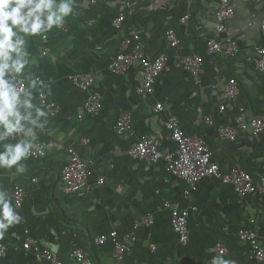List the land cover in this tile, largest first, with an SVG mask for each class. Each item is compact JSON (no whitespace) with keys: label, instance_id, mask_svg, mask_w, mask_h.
<instances>
[{"label":"crops","instance_id":"crops-1","mask_svg":"<svg viewBox=\"0 0 264 264\" xmlns=\"http://www.w3.org/2000/svg\"><path fill=\"white\" fill-rule=\"evenodd\" d=\"M128 1L132 8L126 6ZM231 2L235 15L226 21L225 31H218L215 0H75L74 13L65 20L67 31L54 27L46 39L39 35L27 38L33 61L29 71L43 82L33 90V102L42 107L38 93L44 91L60 106V113L48 114L45 128L36 130L37 140L49 144L45 157L29 156L22 161L26 165L23 173H17L15 166L0 169V185L22 216L0 239L8 246V255L0 257V264H45L24 251L23 241L29 236L65 261L70 260L74 246H81L90 252L93 264H118L110 239L100 245L94 242L97 235L112 230L120 236L135 234L122 264H212L219 241L228 249L224 259L264 264L250 257L248 244L237 235L253 218V228L264 241V193L240 197L233 185L203 178L193 200L198 209L189 216V240L182 243L165 202L181 200L186 181L171 174L163 160L146 164L129 153L144 134L159 136L165 149L175 151L177 143L166 126L167 119L175 115L186 130L196 129L206 136L213 160L223 171L242 168L255 183L264 181V130L256 135L241 130L233 142L222 140L218 133L220 124H237L241 110L247 119H264V74L258 70L256 54L264 39L260 30L264 1ZM122 11L127 16L123 28L116 30L113 20ZM185 14L190 15L187 24L180 21ZM170 26L181 40L175 48L167 46L165 34ZM132 30L140 34L150 55L166 52L169 57L153 94L137 92L142 84L139 64L122 73L110 70ZM228 37L238 44L234 56L225 53ZM211 39L220 43L221 51L209 53ZM193 52L205 58L198 82L179 64L183 55ZM77 72L94 73V88L103 98L102 110L84 119L78 118L77 110L86 93L70 79ZM231 78L239 86L238 96L232 99L226 92ZM157 103L163 104L162 111L155 112ZM123 111L133 113L134 134L119 135L114 130ZM208 118L213 123H207ZM69 146L80 149L92 180L100 175L106 178L103 185L91 191L64 192L61 169L69 158ZM15 184L26 188L19 208L12 197ZM147 215L153 223L136 227Z\"/></svg>","mask_w":264,"mask_h":264},{"label":"built area","instance_id":"built-area-1","mask_svg":"<svg viewBox=\"0 0 264 264\" xmlns=\"http://www.w3.org/2000/svg\"><path fill=\"white\" fill-rule=\"evenodd\" d=\"M93 2L95 0H92ZM217 5L215 8L216 29L218 31L226 30V21L235 15V8L231 0H215ZM249 1H264V0H249ZM130 1L126 3L128 8H132ZM124 11L119 12L113 20V27L116 30L123 28L126 19ZM189 14H185L181 18V23L187 24ZM63 31H67V24L64 23L59 27ZM260 30L264 38V21L260 23ZM42 37V36H41ZM48 37L45 34L43 39ZM167 46L170 48L178 47L181 40L176 29L170 26L165 34ZM227 48L225 53L234 56L238 53L239 48L237 42L231 37L227 38ZM220 43L216 40L208 41V51L213 53L221 51ZM257 67L264 74V39L263 42L256 47ZM169 60L166 52H161L156 56H152L146 49V46L140 34L132 30L128 37L124 38L119 52L114 56L110 64V70L114 73H122L131 65L139 64L142 71V84L138 86L137 92L141 94H153L155 84L158 77L164 71ZM205 63V58L200 53L193 52L188 55H183L179 59V64L187 69L193 76L195 81H199L201 69ZM72 83L80 90L86 93V98L78 107L77 116L79 119H84L87 116L98 114L103 108V98L100 92L95 88V74L92 72H77L70 76ZM18 87L26 86L24 81H21ZM226 92L229 98H236L239 94V86L236 79L231 78L226 86ZM41 106L51 116H57L60 113V106L57 102L49 100L48 95L44 91L38 93ZM224 106H220L222 111ZM155 112L163 110V104L157 103ZM238 116L237 124L226 125L220 124L218 133L222 140L233 142L241 130L249 131L253 134H259L264 130V119L260 116H254L247 119L242 113ZM207 123H213L212 118L206 120ZM166 126L171 132L172 139L177 143V149L170 151L162 146L161 139L155 134L142 135L136 144L129 150L130 155L146 164H153L159 160L166 163L167 170L174 176L184 179L187 183V188L184 190L183 196L185 201L166 200L165 206L171 212V225L174 231L179 235L182 243H187L189 240V216L191 211L197 210L194 204V195L197 192L199 181L205 177H214L225 184L234 186L237 194L244 197L249 193L260 192L264 193V181L261 184L255 183L253 176L248 171L242 168H234L229 172L221 169L218 162L213 160V151L208 143L206 136L199 130H186L181 124L179 118L171 115ZM114 130L119 135H131L135 133L134 116L131 111L121 112L114 124ZM11 139H16L13 137ZM85 143L89 139L84 140ZM48 142L45 140H37L34 147L31 149V155L34 158H41L47 155ZM69 158L61 169V181L64 192L73 193L79 191H91L95 186H101L105 183L106 178L102 175L97 176L95 180L91 179L88 163L82 158L81 151L76 146L67 148ZM34 181L37 179L34 178ZM0 188L2 186L0 185ZM26 196V188L21 184H15L12 189V197L17 208L23 205ZM153 223L151 215L144 216L136 227L141 224ZM255 220H249L246 226L237 230V235L241 240L246 242L249 247V255L251 258L264 262V241L258 237L256 230L253 228ZM110 239L114 245V258L118 264H122L126 253L130 249V243L135 239V234L130 232L122 236L117 230H112L109 234L97 235L94 242L98 245ZM26 254H33L38 262L45 264H93V259L90 252L81 246H74L70 251V260L65 261L49 247L40 244L36 237L29 236L23 241L22 245ZM217 256H223L227 253V246L219 241L215 246ZM8 255V246L4 242H0V257Z\"/></svg>","mask_w":264,"mask_h":264},{"label":"clouds","instance_id":"clouds-1","mask_svg":"<svg viewBox=\"0 0 264 264\" xmlns=\"http://www.w3.org/2000/svg\"><path fill=\"white\" fill-rule=\"evenodd\" d=\"M75 0H0V169L26 171L22 161L31 155L37 129L43 130L48 113L33 102V90L43 82L30 71L33 63L27 38L44 37L61 27L74 13ZM24 81L26 86L17 85ZM50 92V89H49ZM16 137V142H9ZM22 216L13 207L9 194L0 188V239ZM212 264H235L222 256Z\"/></svg>","mask_w":264,"mask_h":264},{"label":"trees","instance_id":"trees-1","mask_svg":"<svg viewBox=\"0 0 264 264\" xmlns=\"http://www.w3.org/2000/svg\"><path fill=\"white\" fill-rule=\"evenodd\" d=\"M201 55L204 56V54H201ZM185 200H186V198L183 196L182 199H181L180 201H185ZM92 255L95 256V253L93 252Z\"/></svg>","mask_w":264,"mask_h":264}]
</instances>
